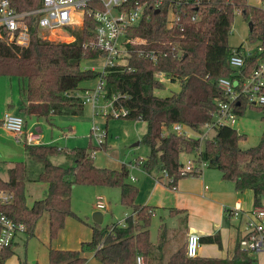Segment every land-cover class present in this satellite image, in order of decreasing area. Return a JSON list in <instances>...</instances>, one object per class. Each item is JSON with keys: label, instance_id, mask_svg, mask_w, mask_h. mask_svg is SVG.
<instances>
[{"label": "trees", "instance_id": "obj_1", "mask_svg": "<svg viewBox=\"0 0 264 264\" xmlns=\"http://www.w3.org/2000/svg\"><path fill=\"white\" fill-rule=\"evenodd\" d=\"M10 1L20 11L43 4V0ZM168 9L169 4H166L160 12L150 11L149 19L129 30L131 54L127 64L109 67L104 76L100 70L83 66L84 59L98 57L100 53L94 44L96 24L92 18L87 16L82 26L70 28V41L45 36L38 23L29 18L27 44L9 43L5 37H0V74L21 78L26 103L22 110L49 120L50 115L82 114L85 104L80 93L88 87H82L81 81L102 76L108 97L121 94L114 104L129 110L123 118L147 122L141 139L149 147L142 161L144 170L167 171L174 178L168 180L167 185L176 188L185 175L202 172L181 174L184 163L181 157L187 153L197 161L208 160V165L218 168L224 179L234 182L237 191L252 189L254 204L261 205L264 200V133L256 145L241 148L239 142L245 135L232 126L218 128L203 145L199 137L176 133L171 127L180 122L199 133L201 126L212 117L218 106L216 100L226 99L218 79L231 77L234 72L229 64L234 50L229 35L236 11L251 23L249 40L264 42V10L249 0H191L178 10L180 21L169 25ZM159 72L167 74L171 81L178 80L180 90L167 96L157 95V89L165 88V81L156 77ZM248 106L260 107L264 112V105L249 103H240L236 111L241 114ZM0 124H3L2 119ZM24 143L27 158L40 164L35 179L49 183L47 194L32 206L27 205L25 181L29 177V163L16 161L9 168V178L0 177V189L12 194L10 202H0V213L23 222L28 237L35 235L37 223L45 214L51 238L58 235L68 216L78 217L71 199L77 184L119 186L122 203L132 208L124 224L87 223L92 228V238L84 241L80 248H55L49 244V264H84L87 261L84 248L93 249L101 264H137L139 254L150 252L153 206L136 202L139 188L129 181L125 163L121 169L96 164L95 152L105 148L107 142L100 145L89 142L68 150L54 143ZM62 151L70 153L72 163L58 164L51 160ZM161 231L163 233V228ZM240 240L238 233L232 255L227 259L188 257L184 245L171 255L167 264H251L254 257L241 249ZM200 241L222 246L219 232L200 236ZM15 244L0 248V264H5L15 253Z\"/></svg>", "mask_w": 264, "mask_h": 264}, {"label": "rangeland", "instance_id": "obj_2", "mask_svg": "<svg viewBox=\"0 0 264 264\" xmlns=\"http://www.w3.org/2000/svg\"><path fill=\"white\" fill-rule=\"evenodd\" d=\"M251 4L260 6L262 0H249ZM250 22L240 12L236 11L233 19L231 32L229 35V43L234 48L243 46L247 50H252L256 47L257 41L249 40ZM68 31H57L51 34L53 40L70 41L72 37L68 35ZM105 63L103 57H89L84 59L83 66L100 70ZM161 79L165 81V88L157 89L155 93L159 96H167L175 91L180 90V82L171 81L167 74L160 75ZM23 80L16 75L0 74V119L3 118L5 112L19 114L16 107H10L8 103H21L24 96H22L21 89L23 87ZM99 82V76L84 79L81 85L88 88H94ZM110 109V108H109ZM129 120V121H128ZM141 119H124L106 115L104 112H96L91 103L86 102L84 111L80 115H56L54 124L47 122L45 117L40 119L37 117H27V132L38 133V143H54L58 147L71 149L75 146H86L95 143L94 138L90 136L91 128L94 125H99L103 128L109 129V126L114 121L119 123H133L141 122ZM107 121L109 126H107ZM240 134L245 137L240 140L241 148H247L256 145L264 133V112L260 107L248 106L245 111L238 114L237 121L233 125ZM127 126L124 129L117 128L111 130L112 136L107 141L106 147H101L95 152V162L99 166L110 167L113 169H121L125 163L129 169V180L131 176H136L133 180L139 186L137 201L141 203L148 202V196L152 185L156 183L157 169L151 172L144 170L140 162L149 152V147L142 142L143 134L134 137L124 138V133H127ZM215 131H211L209 135L213 137ZM204 140H202L203 145ZM192 156V155H191ZM71 157L68 152L62 151L51 157V160L58 164H70ZM183 162H187V157L183 156ZM25 161L33 164V161L27 158L25 152V143L23 140L17 139L15 134L8 130L3 124H0V176L8 177V167L13 161ZM14 162V163H15ZM40 165V164H39ZM146 173L147 179L140 174ZM140 177V180H137ZM208 187L213 188L218 183H224L227 190H236L234 182L222 177V172L212 166L204 165L202 172L198 175H185L181 179H204ZM166 177H164V180ZM47 182L39 179H29L25 181V195L26 200L32 203L40 195L45 194V187ZM151 185V187H150ZM164 187L171 190H176L167 184L162 183ZM103 198L105 206L103 208L97 205V196ZM264 202V201H263ZM72 208L79 214L81 218L91 219L93 213L101 211L104 215L102 225H107L112 221H118L124 217L125 212H130L131 207L122 203L121 189L119 186H107L101 184H77L72 191ZM162 210L152 214L151 220V237L153 241H157L159 225L165 220ZM70 215L66 218L64 227L59 231L54 238L50 236V227L45 219H40L35 229V235L28 237L26 233H20L14 247L15 253L12 254L5 262V264H49L48 246L49 244L70 245L72 247H81L83 241L89 239L91 231L90 225L85 223L84 219ZM83 254L86 255L87 261L84 264H100V260L94 255V250L84 248ZM250 255L254 257L251 264H264V252H251Z\"/></svg>", "mask_w": 264, "mask_h": 264}, {"label": "built area", "instance_id": "obj_3", "mask_svg": "<svg viewBox=\"0 0 264 264\" xmlns=\"http://www.w3.org/2000/svg\"><path fill=\"white\" fill-rule=\"evenodd\" d=\"M189 2L191 0H43L39 8L20 11L11 4L10 0H0V37H5L9 43L27 44L30 40L27 21L29 18L38 23V28L45 36L51 38L54 32L66 30L69 33L70 28L82 26L85 18L89 16L96 24L94 44L100 51L98 57L105 58V63L100 69L104 76L109 67L127 64L131 54L128 32L145 19H149L150 11L160 12L162 7L169 4V25H172L181 19L178 12L180 7ZM258 7L264 10V0ZM68 35L70 36V33ZM240 47V49L234 48L229 58V64L234 70L233 76L218 79V86L226 99L216 100L217 109L201 126L200 132H195L180 122L172 125V131L205 140L211 138L209 135L211 131L216 132L223 126L233 127L238 117L236 106L240 103L264 105V42L258 40L252 50ZM163 74L165 73H156V77L160 78ZM104 85L105 80L100 76L96 87L83 90L80 93L83 103H91L96 112H104L106 115L119 118L127 115L129 110L126 107H117L114 104L121 94L115 93L108 97ZM2 120L3 125L12 131L17 139L38 143L39 134L25 131V119L22 115L5 112ZM165 132H168V129H165ZM108 134L107 128L94 125L90 136L94 138L95 144L100 145L107 142ZM143 160L144 158L140 162L142 163ZM208 164V160L197 161L192 155L183 163L181 174L190 171L201 172L203 166ZM161 171L166 181L174 179L167 171ZM131 179L134 180L136 177L131 176ZM11 200L12 194L0 189V202L7 203ZM98 206L104 207V202L99 200ZM230 211L235 217L244 220L241 249L249 253L264 252V203L254 205L247 211L241 209ZM25 232L26 225L23 222H16L0 213V248L16 243L18 235ZM199 246L200 235L196 232L189 233L185 248L186 255L196 257ZM137 264H144L142 254L137 256Z\"/></svg>", "mask_w": 264, "mask_h": 264}, {"label": "crops", "instance_id": "obj_4", "mask_svg": "<svg viewBox=\"0 0 264 264\" xmlns=\"http://www.w3.org/2000/svg\"><path fill=\"white\" fill-rule=\"evenodd\" d=\"M22 96L24 95L22 94ZM24 102L25 97L22 99L21 103H8V105H10V107H16L19 114L23 116V118L25 119V131L27 132V117H37L40 119L43 116L39 117L35 114L29 115L28 113L24 112L22 110V108L26 104ZM55 117L56 115H50V120L48 118H46V120L48 123L54 124ZM107 126H109L108 121ZM124 126H127L128 128L127 133H124V138L134 137L146 132L147 122L145 120H142V123L137 122V125H133V123L130 122L119 123L118 121H114L113 124L109 126L107 141L112 136V132L110 131V129L117 130V128L121 127L122 129H124ZM68 154L71 157L69 161L72 163V156L70 155V153ZM183 156H186L187 159L191 157V155L187 153L182 154V157ZM14 162L15 161H13L8 167V177L3 178L2 176H0L1 178H3L4 180H7L9 178V168L14 164ZM39 170L40 165L38 163L30 164L28 178L35 180V177L38 174ZM156 171V183H154L152 185V188H150L151 191L148 196V202L141 203L138 202L136 198L137 203L153 206V213H157L158 210H162V212L164 213L163 216L165 218V220H161L162 222L159 225L158 239L156 242L152 240L150 225V239L152 248L148 254H142L144 264H167L169 258L175 251H177L181 246H186L188 235L191 232H196L200 236L211 235L219 232L221 236L222 246H219L217 243H205L200 241L197 256L219 259H227V257H231L237 234L240 233L241 237L243 235L244 220L240 219L239 217H235L230 210L241 209L247 211L253 208V206L255 205L253 190L246 189L242 192L237 190L231 191L227 190V186L224 183H218L217 186L210 188L207 186V184H205V177L204 179H180L178 181V188L176 190H171L170 188L164 187L162 185V183L167 184V179L164 180L162 171ZM140 175L144 179L148 178L146 177V173H141ZM137 180H140V177ZM129 181L133 182L132 179H130ZM136 185L138 186V184ZM48 187L49 183L47 184V187L44 188L45 194L38 196V198L35 199L32 203H29L26 200L27 205L32 206L36 200L44 198L47 194ZM96 200L98 205V201H103V198L102 196L98 195ZM172 209L178 210L173 211ZM74 212L79 216V214L75 210ZM131 214L132 208L129 213L125 212L124 217L116 222L112 221L107 225L112 226L115 223L123 224L125 223L126 217ZM41 219H45L49 224L47 214H45ZM84 220L85 223L88 224L98 223L93 219V217H91V219L86 218ZM102 223L103 220L101 224ZM161 228H163V233L161 231ZM91 238L92 228L89 233V239L85 241H89L91 240ZM51 246L55 248H79L61 244H51Z\"/></svg>", "mask_w": 264, "mask_h": 264}, {"label": "water", "instance_id": "obj_5", "mask_svg": "<svg viewBox=\"0 0 264 264\" xmlns=\"http://www.w3.org/2000/svg\"><path fill=\"white\" fill-rule=\"evenodd\" d=\"M159 10H157L156 12H158ZM250 29H252L251 23H250ZM93 219L98 222L101 223L103 220V214L101 211H96L93 213Z\"/></svg>", "mask_w": 264, "mask_h": 264}]
</instances>
